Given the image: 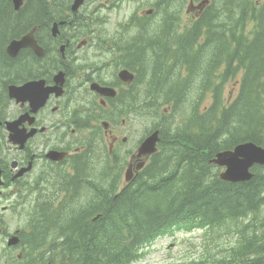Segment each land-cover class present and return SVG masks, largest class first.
Instances as JSON below:
<instances>
[{
    "label": "flooded vegetation",
    "instance_id": "flooded-vegetation-1",
    "mask_svg": "<svg viewBox=\"0 0 264 264\" xmlns=\"http://www.w3.org/2000/svg\"><path fill=\"white\" fill-rule=\"evenodd\" d=\"M96 1L101 5L91 7ZM74 2L47 0L46 17L32 31L40 57L32 49L19 51L12 59L6 55L9 42L29 30L18 31L2 43L0 39V198L14 197L18 205L28 198L36 201L27 214L39 199L59 209L66 198H81L84 161L100 145V152L107 145V158L121 161L112 153L126 145L128 137L121 135L120 127L126 119L116 115V126V113H182L188 87L197 78L177 77L176 83L168 84L162 80L165 70L193 65L175 61L178 56L171 53L180 51L174 46L179 43V23L172 25L173 31L152 30L154 34L139 26L156 16L161 18L158 21H178L175 11L164 6L184 3L193 8L186 11V20L195 21L201 18L203 6L217 0H154L152 9L130 10L134 17H127L128 8L121 6L115 11H123L124 19L111 29L105 23L111 20L110 8H115L117 0H84L77 9ZM225 5L230 10V3ZM204 87V96L212 95L209 82ZM150 103H156L152 110ZM156 125L145 137L158 131L162 143L164 137ZM10 133L18 138V146L8 142ZM148 158L136 154L126 164L130 180L140 176ZM259 168L264 171V166Z\"/></svg>",
    "mask_w": 264,
    "mask_h": 264
},
{
    "label": "trees",
    "instance_id": "trees-1",
    "mask_svg": "<svg viewBox=\"0 0 264 264\" xmlns=\"http://www.w3.org/2000/svg\"><path fill=\"white\" fill-rule=\"evenodd\" d=\"M45 3L25 0L23 8L15 12L8 0H0L1 43L13 37L16 30L27 29L33 23L41 26L46 17ZM230 3L235 6L232 11L224 6L223 21H216L214 16L201 22L198 30L190 29L192 45L198 47L196 57L182 50L171 53L178 56L175 61L195 63L210 51L209 71L222 63L223 81L240 74L233 113L219 112L215 105L199 112L195 106L175 127L173 142L160 147L141 177L120 190V170L103 166L90 180L92 187L86 202V207L94 209L90 212L101 213L88 233L91 249L80 251V245L73 241L82 236L78 220H70L66 225L71 226L57 229L43 226L52 215L37 208L30 228L21 235L25 264H132L144 255L147 245L173 227L221 228L232 224H237V241L202 264H264V216L256 222V214L264 207V171L254 167L249 181L227 183L219 180L218 170L208 163L216 152L231 150L243 142L264 148V2ZM17 14L25 16L20 20ZM172 25L168 22L164 29L175 30ZM202 28L213 34L197 44ZM201 71L208 73L207 69ZM162 80L165 84L176 83L177 76L166 74ZM234 125H239L240 130ZM54 234L64 237L61 245L49 240ZM45 245H49L47 252L59 255L57 262L40 256L32 261L33 253Z\"/></svg>",
    "mask_w": 264,
    "mask_h": 264
},
{
    "label": "rangeland",
    "instance_id": "rangeland-1",
    "mask_svg": "<svg viewBox=\"0 0 264 264\" xmlns=\"http://www.w3.org/2000/svg\"><path fill=\"white\" fill-rule=\"evenodd\" d=\"M154 0H117L116 6L110 8V19L105 23V28L111 29L114 28L117 24L118 19L123 20V11H118L116 13L115 10L120 8L121 6L125 10V15L127 17L135 16L130 15V10L136 12H141L142 10L152 9L154 6ZM220 2V0H217ZM96 5L92 4L91 7H97L101 5L100 1L95 2ZM164 8H170V12L176 13V17L178 23L180 25L181 30V37L179 38V43L174 45L176 46H183L186 45L189 47L191 51H195L198 49L196 45H192L193 41L189 37H184L186 34V28L190 25L192 21L186 20V11L192 12V7L188 6L186 3L183 5H170L164 6ZM107 9V8H106ZM102 10L101 8L98 11ZM160 16H156L153 19H150V22H146L147 24L151 25V28H148V32L150 34H154L152 30H157L156 26L160 20ZM148 40L151 39L150 36L147 37ZM200 44V42H199ZM212 58V53L209 51L207 55L201 57V64L198 66V71H192V73H188L186 68L181 66H176L172 70H167V75L169 77L175 76H186L194 75L197 78V81L194 85L189 86V93L196 97H200L204 100L201 109L203 107L213 106L217 111L221 112L224 110H228L229 113H233V107L229 103V99L233 98L236 95L237 85L234 82H238L239 77L226 80L225 83H222L220 74L223 69L222 63L213 70L210 71L211 79L209 82V86L212 85L211 91L213 92L216 88L215 97L213 94L209 92L207 95L204 96L205 85L201 84V70L208 67L209 60ZM209 69V67H208ZM189 79V78H188ZM193 99V97H192ZM191 112V109L184 108L182 113H178V120L175 124H182L184 119L188 117V113ZM142 116H138L134 113L128 114L125 116L126 125L121 127V135L127 136L128 141L126 145L117 147L115 153L113 152L112 155L116 159H121V161H117L116 165L118 167L121 166V183H123L124 172L126 168V164L135 157L137 154V147L140 143V140L144 138L147 132L154 126L155 123L158 121V117L155 113H141ZM119 126V122L116 126ZM175 129L173 125L171 127ZM234 129L237 131L240 130L239 125H234ZM232 128L229 127L228 130ZM147 130V131H146ZM146 131V134L144 135ZM144 135V136H143ZM101 146V145H100ZM98 147V151L100 149ZM225 150L216 152L210 160L214 158V156L218 153H221ZM107 154V145L103 147V153L99 155V164H101L102 159ZM116 155V156H115ZM105 166L104 164L100 165L102 168ZM218 170V172L223 171L222 168L214 166ZM89 194L87 192L82 194V205H85L88 201ZM38 200V199H37ZM36 202V201H33ZM12 202L4 198L0 201V264H25V260L23 259V251L17 247H6V242L8 238H16V244L20 243L21 235L19 232H22L24 227L27 223V208L18 209L17 207L11 204ZM6 206L8 209L1 214V207ZM73 213V211H72ZM66 215V214H65ZM264 216V207L262 208L261 213L256 214V222L258 219ZM244 224V222L242 223ZM237 224H232L230 227L227 225L221 228H199V227H189L186 226L185 228H174L168 230L160 237L156 238L152 244L145 249V253L141 259H139L135 264H202L207 261V259L213 257V254L217 253L220 249H226L230 245H232L235 240L237 241L236 237V226ZM15 232H18L14 234ZM19 256L17 259L16 257ZM15 260L17 262H15Z\"/></svg>",
    "mask_w": 264,
    "mask_h": 264
},
{
    "label": "water",
    "instance_id": "water-1",
    "mask_svg": "<svg viewBox=\"0 0 264 264\" xmlns=\"http://www.w3.org/2000/svg\"><path fill=\"white\" fill-rule=\"evenodd\" d=\"M83 0H76L73 9L82 3ZM14 9L18 10L21 0H12ZM31 35L23 37L20 41H13L7 48V53L14 57L21 48H32L38 55L39 52L33 47L30 40ZM18 124V122L16 123ZM156 133L147 138L140 147V154L150 155L155 150L157 142ZM218 167H223L224 170L219 173V179L229 183H238L249 181L253 174L251 169L255 165H264V149L257 147L252 143H242L235 146L232 150L224 151L215 155L210 161ZM16 238L8 240V246L16 244Z\"/></svg>",
    "mask_w": 264,
    "mask_h": 264
},
{
    "label": "bare ground",
    "instance_id": "bare-ground-1",
    "mask_svg": "<svg viewBox=\"0 0 264 264\" xmlns=\"http://www.w3.org/2000/svg\"><path fill=\"white\" fill-rule=\"evenodd\" d=\"M73 211V213H72ZM66 214V215H65ZM87 213L85 211H75V210H67L60 209L56 213H54L50 218L43 222V226H48L54 229L65 226L70 220H78L87 218Z\"/></svg>",
    "mask_w": 264,
    "mask_h": 264
}]
</instances>
